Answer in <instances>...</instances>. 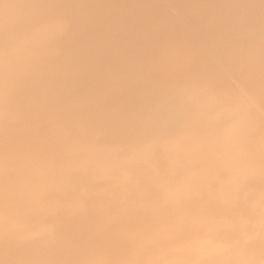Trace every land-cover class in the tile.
I'll return each instance as SVG.
<instances>
[{
  "label": "bare ground",
  "instance_id": "obj_1",
  "mask_svg": "<svg viewBox=\"0 0 264 264\" xmlns=\"http://www.w3.org/2000/svg\"><path fill=\"white\" fill-rule=\"evenodd\" d=\"M0 264H264V0H0Z\"/></svg>",
  "mask_w": 264,
  "mask_h": 264
}]
</instances>
